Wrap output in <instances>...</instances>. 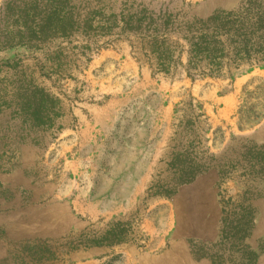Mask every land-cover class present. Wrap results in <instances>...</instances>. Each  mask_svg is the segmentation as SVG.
Segmentation results:
<instances>
[{"label": "rangeland", "instance_id": "rangeland-1", "mask_svg": "<svg viewBox=\"0 0 264 264\" xmlns=\"http://www.w3.org/2000/svg\"><path fill=\"white\" fill-rule=\"evenodd\" d=\"M128 19L264 0H0V264H264V54L156 73Z\"/></svg>", "mask_w": 264, "mask_h": 264}, {"label": "trees", "instance_id": "trees-1", "mask_svg": "<svg viewBox=\"0 0 264 264\" xmlns=\"http://www.w3.org/2000/svg\"><path fill=\"white\" fill-rule=\"evenodd\" d=\"M259 24L261 19H128L125 26L140 34L144 56L156 73L167 75L181 65L187 77L201 78L233 76L243 66L262 61L264 33ZM179 174L180 185L196 177L190 169Z\"/></svg>", "mask_w": 264, "mask_h": 264}]
</instances>
